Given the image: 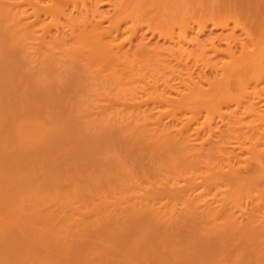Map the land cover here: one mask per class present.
I'll return each instance as SVG.
<instances>
[{
    "label": "bare ground",
    "instance_id": "6f19581e",
    "mask_svg": "<svg viewBox=\"0 0 264 264\" xmlns=\"http://www.w3.org/2000/svg\"><path fill=\"white\" fill-rule=\"evenodd\" d=\"M8 1L2 13L17 27L9 28L20 32L19 43L28 40L26 48L35 49L42 61L52 66L50 69L70 66L80 73L88 71V76L95 74L105 91L108 89L112 96H108L110 108L116 109L113 112L119 120L115 118L113 125H118V132L109 134L100 150L104 145L105 151L114 145L117 151L121 148L118 153L112 151L117 154L116 161L120 158L117 163L124 178L131 179L127 185H119L123 189L120 192L126 189L131 193L126 196L133 194L134 201L124 206L132 209H127L129 217L147 222L154 229L155 224L161 226L156 227L157 233L164 228L158 237L160 232L157 236L155 230L153 235L152 226L148 229L153 234L143 225L147 230L144 234H151L147 235L149 242H154L152 237L156 242L161 239L166 229V239L171 241V231L177 238L178 229L183 228L180 240L188 233L201 243L207 238L202 243L205 247L207 241L211 246L220 243L219 247L218 243L207 247L209 252L214 253L215 247L220 251L232 242L235 249L242 246L245 252L249 246L264 249V0ZM207 32L210 35L206 37ZM122 151L124 154L118 157ZM150 162L156 166L150 168ZM145 163L147 172L143 170ZM151 169L158 174L154 176ZM142 173H147L146 177ZM133 176L139 183L135 185L143 187L142 191L137 187L138 194ZM150 180L159 181L156 184L162 188L156 185L150 189ZM144 184H149L150 190H145ZM141 192H145L144 201ZM139 195L143 196L141 200ZM164 195L165 202L161 199ZM154 198L161 199L160 203ZM196 233L205 238L198 239ZM134 234L133 239L139 236ZM191 238L189 241L194 240ZM262 255L264 258V251Z\"/></svg>",
    "mask_w": 264,
    "mask_h": 264
},
{
    "label": "rangeland",
    "instance_id": "374dc122",
    "mask_svg": "<svg viewBox=\"0 0 264 264\" xmlns=\"http://www.w3.org/2000/svg\"><path fill=\"white\" fill-rule=\"evenodd\" d=\"M5 3L6 5L7 3L10 4L8 0H0V75L2 74L0 76V264H263L264 258L261 256H263L262 253L264 249H258L259 247L257 249L261 251V255H258L259 251L251 246L249 247H251L252 250L248 247V252L247 250L245 252L244 248L239 245L241 243L237 245L241 246V249L243 248L242 250L244 251H241V249L239 250V247L237 250L235 249L237 248L236 245H234V247V242L231 241V246L230 244L227 245V243L225 245L223 244L224 247H220V251L219 248L215 247V249H217H213L214 254L211 251H207V247L216 246L217 243L219 247L220 243L215 242V244H213V242L211 246V242L207 241L210 246L206 243L207 247H205L202 243L205 242L207 238L204 239L205 237L201 234L198 235V233H196V236L198 235V239L201 236L203 237L204 240L202 243L199 240L196 241L197 239L193 238V240L191 238L192 236L190 237L188 233H186L187 236H185L184 232V239L188 237L193 241H189L188 238L187 240H180L178 236L180 235L179 238H182L181 231H185V229L182 228V230H180L179 227V229L173 228L178 229L179 231L177 232L180 234L178 233L176 236L177 238H175L174 234L176 233L173 232L174 230L171 231L170 234L173 233V238L175 240L171 238V241H167V234L165 235L166 228L162 235V238L164 237L166 240L162 238L159 239L158 237H161L160 235L163 233L164 228L162 233L159 231L160 234L158 236L159 232L157 233V228H161V226L157 227L155 224L154 229V227L147 224V222L136 219L133 216H131V218L129 217L130 211L128 210L131 208H124V206L134 201L133 194L132 196H126V189L120 192L122 186L119 185H121L122 182L125 184L131 179L128 180L130 178L127 176L128 174L126 175L128 179L124 178L123 171H121L117 163L120 158L117 161L115 160L117 159L116 153H118L121 148L117 151L115 148L117 145H114V147L110 146L114 152L117 151L114 154L112 150L108 149L109 146H107L108 144L106 143V148L111 152L108 153V151L103 149L105 145L103 147L101 146L102 150H100V145L108 140L107 136L114 132H118V125L117 127H115L116 125L113 126L117 116H115L116 114L113 112L116 109L110 108L112 103L109 104L108 89L106 92V87H103L102 83H99L100 81L94 76L95 74H92L93 76L91 74L88 76V71L86 74L80 73L81 71L78 72L76 67L74 69L70 66L69 68L68 66H56L57 69L59 68V71L55 69V67L50 69L52 66L48 63V65H46L45 61L43 62L41 56H39L40 54L34 52L35 49L31 48V50L26 48L28 40L19 43L20 39L18 40L17 34L20 32L17 31L18 33H16V31H14L17 27L12 25V22L7 21L5 15L2 13ZM9 9H11V7H9ZM11 30L13 31L12 33H10ZM212 34L216 36L217 32L213 31ZM20 35L21 34H19L18 37ZM208 35H210V32L206 33V37ZM149 43H154V41H150ZM21 44L22 46L23 44L24 46L26 45L25 48H22ZM24 50L25 53H23ZM28 50H30L31 53ZM23 56L24 58H22ZM32 60L33 62L31 63ZM38 60L45 64L40 63ZM5 61L7 62L5 63ZM28 61L29 63L26 64ZM15 66L17 67L15 68ZM24 66L28 67V69ZM12 67L15 68L14 70L17 74L18 72L20 73L15 76ZM44 67L47 69H44ZM8 69H10L9 73L7 72ZM45 70H47L48 73L50 72L51 75L48 74L47 71L45 72ZM10 74L12 75L11 77ZM46 75L50 78H47ZM24 76L27 81L22 78ZM51 76H54V78ZM28 77L30 79L29 81ZM96 83L97 85L100 84L103 88L99 87V85L96 87ZM97 90L100 91L98 92ZM103 91H105L106 94ZM100 99L101 102L103 101L102 103H100ZM109 99L111 100V98ZM106 104L107 106H105ZM83 106H85V109ZM117 120L118 118H116V121ZM120 126L121 125H119V128H121ZM106 137L107 140H104ZM112 144L111 142V145ZM98 150L101 152L98 153ZM122 153L123 151L118 157L121 156ZM129 161L131 160L128 159L127 162ZM146 163L144 164L143 170H145L147 166ZM148 164L149 167L150 165H153L152 167L156 166V163L151 164L150 162ZM151 170L153 173V169ZM115 172H117V174ZM145 172H147V169ZM150 172L148 173L149 175H147V173L142 174L144 177H146L145 175L151 177ZM155 174L153 173L154 176ZM139 175L137 174V176ZM135 176H133V179ZM161 176L164 177V175ZM152 178L154 179V177ZM148 179L146 178L145 180ZM104 180L106 183H104ZM163 180L166 179L163 178ZM151 181L152 180H150L149 183L151 184L150 189H154L157 185L156 183L160 184L159 181L156 183ZM132 183L137 190V187L140 186L135 185V183H138V179L137 181L134 179ZM143 183L141 182V184ZM145 184L143 185L144 189L148 190L149 184L148 187H145ZM159 186L160 185H157V187ZM165 187L164 185L163 188L166 190ZM142 188L141 185L140 190ZM160 188L162 187L160 186ZM140 190L138 189L136 194H138V191L140 193ZM143 193L141 192V195H143ZM148 193L146 195H148ZM156 193L157 196L160 192ZM161 193L164 194L162 191ZM119 194L121 197H119ZM127 194L131 193L128 192ZM136 194H134V196ZM143 196H140L139 199L141 200ZM165 196L166 195L162 196V198L160 197L164 199V202ZM145 197L146 196L142 199L143 201ZM139 199L137 198L135 201ZM157 199L155 200L160 203L161 199ZM152 201L154 202V200ZM101 204L103 205L101 206ZM138 223L140 226L142 224L141 228H139ZM143 225L147 227L146 229H148V225L149 228L152 226L151 229L154 231V234L151 229V231L149 229L148 231L153 235L157 234V239H159L157 242L155 237H152V242L154 241L155 243L149 242V239L151 240L149 237L151 234L148 232H146L147 234L145 233L146 235L144 234L147 230ZM136 231L139 236L135 235ZM140 231H142L144 235L141 234L142 232L140 233ZM131 233H135V237H138L133 239ZM141 235L143 236L142 238H146L142 239L140 237ZM196 236L194 237L197 238ZM169 238L170 237H168V239ZM146 239H148V241ZM200 240H202V238ZM192 242L193 244H191ZM245 243L247 245V242ZM245 243L243 242L242 245ZM246 245L244 247H246ZM160 255H162V257H160ZM249 255L254 256L250 257Z\"/></svg>",
    "mask_w": 264,
    "mask_h": 264
}]
</instances>
